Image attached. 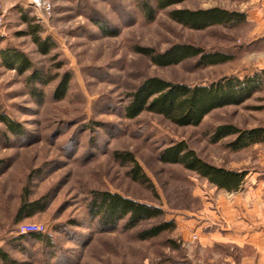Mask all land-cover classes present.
<instances>
[{
    "label": "rangeland",
    "instance_id": "1",
    "mask_svg": "<svg viewBox=\"0 0 264 264\" xmlns=\"http://www.w3.org/2000/svg\"><path fill=\"white\" fill-rule=\"evenodd\" d=\"M43 1L50 4V15L32 10L27 0H0L5 16L0 52L15 48L37 71L49 70L59 77L71 74L66 96L55 101L51 94L58 79L46 88L35 85L40 95H32L34 88L25 84L28 74L20 76L0 61V111L26 131L22 138H15L0 124V250L8 254V264H159L165 259L162 254L188 264L216 259L214 251L201 249L199 228L225 227L236 211L243 215L254 211L252 218L261 221L264 143L233 151L229 145L234 137L212 143L210 136L222 125L264 128V87L236 106L212 111L193 127H177L152 113L130 121L122 109L127 95L148 77L206 86L224 77L242 79L259 73L254 69L264 59L259 56L264 40H253L249 21L233 28L196 31L169 16L175 9L218 7L245 14L246 0H184L165 10H157L155 0H149L155 10L150 21L138 0ZM24 18L42 28V39L55 43L45 57L24 36ZM176 44L222 52L232 60L201 67L194 59L159 68L135 53V48H148L162 54ZM60 63L59 70L53 68ZM179 141L208 165L245 172L238 191L219 190L179 166L162 165L159 153ZM115 152L131 154L153 187L132 181L131 166L116 161ZM93 191L158 205L176 230L145 242H137L134 231H95L85 212ZM35 202L41 210L19 213L22 204ZM30 225L43 227L44 242L20 239L22 228ZM167 239L178 240L181 248L169 251ZM222 246L230 254H249L230 244Z\"/></svg>",
    "mask_w": 264,
    "mask_h": 264
},
{
    "label": "trees",
    "instance_id": "2",
    "mask_svg": "<svg viewBox=\"0 0 264 264\" xmlns=\"http://www.w3.org/2000/svg\"><path fill=\"white\" fill-rule=\"evenodd\" d=\"M184 0H155L157 10H165L182 3ZM139 8L145 19L153 20L155 10L149 0H138ZM170 19L177 24L188 29L204 31V29L214 27L233 28L246 23V15L239 11H227L223 8H211L204 10L175 9L169 13ZM27 32L24 36L31 38L35 43L40 55L45 57L56 48L54 42L49 38L42 39V28L38 24H33L34 20L23 19ZM135 53L148 58L152 65L162 67L176 66L185 61L198 60V65L206 67L208 65H218L232 60V57L222 52H204L193 45L176 44L162 54H156L151 49L135 48ZM1 66L25 77V84L30 88L35 85L46 88L54 80L58 79L55 88L52 90L51 98L61 101L69 88L71 74L65 72L59 77L51 71H37L29 58L20 50L15 48L2 49L0 52ZM60 64L53 66L60 69ZM264 87V72L254 73L249 77L239 79L237 77H224L218 82L206 84V86H188L184 83H171L157 77H148L127 95V103L122 109L124 118L135 120L143 113H152L168 120L175 126H199L202 120L212 111L226 106H236L248 99ZM32 95H40L34 88ZM0 124L6 133L15 138H22L26 131L21 124L13 121L4 112L0 111ZM4 133L3 138H7ZM234 137L235 140L229 145L230 149L237 151L256 144L264 143V128H253L251 130L236 129L231 125H222L215 128L210 136L212 143H219L223 139ZM116 161L122 165H130V178L134 182L147 184L150 186L148 178L141 170L137 161L129 153L115 152L113 154ZM158 160L162 165H175L195 174L199 178L210 183L219 190L228 193L237 192L243 184L246 176L245 172H235L227 169L217 168L208 165L198 157L195 152L188 148L184 141L172 143L164 147L159 153ZM39 202L33 204H22L19 213L36 212L41 210ZM85 212L88 219L95 225V231L104 232H130L134 231V239L138 242L153 241L176 230L173 221H165L164 211L158 205H148L146 203L129 199L110 191H93L87 198ZM141 224H147L144 228H139ZM22 238H29L35 243L45 241V236L41 233L23 234ZM169 251H178L181 243L178 240L167 239ZM159 264H188L187 261L174 260L173 257L165 256ZM0 261L8 264V254L0 250Z\"/></svg>",
    "mask_w": 264,
    "mask_h": 264
},
{
    "label": "crops",
    "instance_id": "3",
    "mask_svg": "<svg viewBox=\"0 0 264 264\" xmlns=\"http://www.w3.org/2000/svg\"><path fill=\"white\" fill-rule=\"evenodd\" d=\"M27 5L30 7L29 1ZM245 7L246 20L253 25L251 36L255 42L256 40H260L257 43L262 42L264 40V0H246ZM259 56H264V47ZM257 68L254 71L264 72V59L257 63ZM261 212V221H255L252 218L250 213L253 214L254 211H247L245 215L236 211L231 213L230 217L233 220L228 223L225 221V227L215 225V227H208L209 230L199 228L198 240L201 249L210 253L214 251L217 255L216 259L208 261L207 264H264V208ZM206 225L208 226V223L203 224V226ZM226 244L234 246L239 251L247 250L249 254L240 256L225 252L222 245Z\"/></svg>",
    "mask_w": 264,
    "mask_h": 264
},
{
    "label": "built area",
    "instance_id": "4",
    "mask_svg": "<svg viewBox=\"0 0 264 264\" xmlns=\"http://www.w3.org/2000/svg\"><path fill=\"white\" fill-rule=\"evenodd\" d=\"M30 7L35 10L40 12L42 15H50L51 11V6L48 2L43 1V0H28ZM2 8L0 5V38L3 36V27H4V15L2 13ZM21 234H28V233H43V227L39 225H30L27 227H23L22 230L20 231Z\"/></svg>",
    "mask_w": 264,
    "mask_h": 264
}]
</instances>
